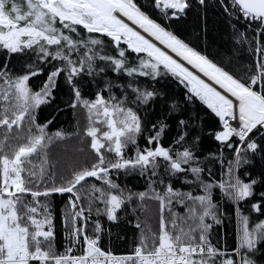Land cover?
<instances>
[{"label": "snow or ice", "instance_id": "1", "mask_svg": "<svg viewBox=\"0 0 264 264\" xmlns=\"http://www.w3.org/2000/svg\"><path fill=\"white\" fill-rule=\"evenodd\" d=\"M0 264H264V0H0Z\"/></svg>", "mask_w": 264, "mask_h": 264}, {"label": "trees", "instance_id": "2", "mask_svg": "<svg viewBox=\"0 0 264 264\" xmlns=\"http://www.w3.org/2000/svg\"><path fill=\"white\" fill-rule=\"evenodd\" d=\"M215 35V33H212ZM179 91V90H178ZM63 107V106H62ZM43 117H47L49 119H53V124L56 127H63L68 130H75L76 120L72 117L70 111L67 108H63L62 112H54L53 109L49 108L42 114ZM40 122H43V120H40ZM79 122L81 127H83L86 122V114L81 113L79 116ZM55 130L52 125L49 126V131ZM71 143L75 144V141H72ZM67 163L71 164L72 162H82L81 157L78 156V154H75L74 152L69 153L67 156L64 157ZM123 179V178H122ZM127 182L134 190H142L144 187V181L135 177H128ZM216 199H219V193L216 194ZM64 198L57 196L55 198V204L57 206V221H56V232H57V247L61 248L62 244V226L60 223L59 218V212L60 209L63 207ZM226 212L228 213L229 219L225 220V225L222 229L217 230V234L214 235L213 240L214 242L216 240H221L222 243H224L229 249L235 247L236 239H235V227H236V221H235V214L233 209L230 206H226ZM244 214H249V208L247 205L243 206ZM155 213H156V204L152 202L149 206V209L146 213L148 217H151L150 223L155 226ZM144 216H141V219H144ZM261 217H258L257 214L251 213L250 220L251 221H258V219ZM127 219H132V217H126L122 219L119 227H114L112 231L113 235V249L118 253H124L131 250L132 244L131 241L135 239L138 235V230H136L133 225L128 224L126 221ZM119 236L121 238L126 239H116V237Z\"/></svg>", "mask_w": 264, "mask_h": 264}]
</instances>
